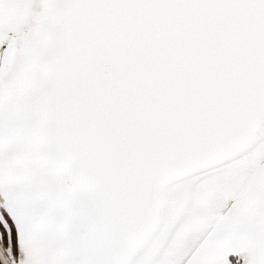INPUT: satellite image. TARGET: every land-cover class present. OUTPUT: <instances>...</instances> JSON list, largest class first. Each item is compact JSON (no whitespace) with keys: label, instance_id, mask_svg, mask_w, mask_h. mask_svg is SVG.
Returning a JSON list of instances; mask_svg holds the SVG:
<instances>
[{"label":"snow or ice","instance_id":"1","mask_svg":"<svg viewBox=\"0 0 264 264\" xmlns=\"http://www.w3.org/2000/svg\"><path fill=\"white\" fill-rule=\"evenodd\" d=\"M0 264H264V0H0Z\"/></svg>","mask_w":264,"mask_h":264}]
</instances>
